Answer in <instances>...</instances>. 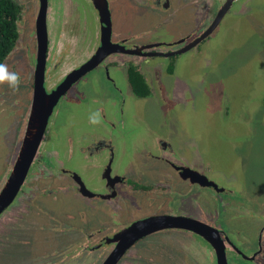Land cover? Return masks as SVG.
<instances>
[{"label": "rangeland", "instance_id": "1", "mask_svg": "<svg viewBox=\"0 0 264 264\" xmlns=\"http://www.w3.org/2000/svg\"><path fill=\"white\" fill-rule=\"evenodd\" d=\"M170 1L172 9L165 13L170 20L168 28L172 31L158 35L167 40L182 35L186 27L193 28V17H200L190 10L188 0ZM21 2L26 9L25 18L22 15L20 18L21 37L4 62L10 71L20 74L21 83L17 91L7 84L0 85V105L2 100L8 101L7 114L15 115L12 102L20 101V122L31 100L36 46L34 5L24 0ZM57 2L47 0V16L51 15L53 19L56 17L54 10H57ZM73 2L77 4L74 18L87 34H91L96 26L94 7L90 0ZM229 11L214 32L195 50L172 58L147 61L149 66L141 70L150 83L151 94L144 98L135 97L134 104L125 111L136 116L131 137L124 141L127 143L130 139L131 146L127 151L116 152L112 167L120 174L130 175V179L141 183L150 182L166 166L161 161L146 164L134 154V146L136 144L141 151L144 150L143 143H150L154 135L166 136L179 154L192 157L199 164L200 171L225 190L217 192L210 186L192 188L197 193L194 198L206 210L216 212V226L226 231L235 243L250 249L258 244L264 219V0H238ZM158 14L152 5H141L133 0H124L113 10L115 23H125L126 18V23L131 20L138 26L153 22ZM153 34L154 31H147L143 39L158 37ZM26 36L30 39L26 40ZM110 74L123 89L124 76L113 69ZM109 84L104 71L100 75L93 71L83 77L60 100L63 106L58 113V122L61 124L58 127L64 130L71 125L81 137L83 130L89 127L90 115L96 112L92 108V96H101L104 100L102 105L108 110L106 93H114ZM12 115L3 117L7 124L12 121ZM124 117L127 118L126 115ZM18 126L16 123L11 124L13 140L10 144L8 142V146L0 147V184L6 174ZM79 154L78 150L72 153L69 165L77 169L89 188L102 191L101 164L105 163L107 153L102 154L92 168L82 161ZM170 181L174 184V180ZM51 190L53 192L46 196H41L45 193L37 196L40 198L37 202V217L41 223L39 229L33 226L38 225L32 222L38 221L34 217L28 219L30 227L25 225L7 244H3V237L0 236V264H35L42 260H53L54 252L59 247L69 246L91 229L110 231L116 226L128 225L146 213L167 211L170 206L193 208V197L187 195L184 197L186 201L175 199L172 203L160 205L159 194L168 195L160 191H131L125 204L117 200L115 206L100 198L82 197L69 185L65 190H55L53 186ZM134 196L143 201L138 207L133 203ZM150 196L155 198L152 204H148ZM164 198L167 200L168 196ZM188 198L190 201H187ZM7 207L5 210L13 206ZM24 216L29 218V215ZM0 224L7 227L10 220L3 216ZM195 236L185 230L156 231L139 238L129 250L135 248L139 253L141 248H146L147 255L157 252L156 248L171 251L186 247L193 251L197 248ZM261 248L255 263L233 259L229 263L263 264L264 232ZM182 254L180 250L179 255ZM179 255L175 254L177 257Z\"/></svg>", "mask_w": 264, "mask_h": 264}, {"label": "flooded vegetation", "instance_id": "2", "mask_svg": "<svg viewBox=\"0 0 264 264\" xmlns=\"http://www.w3.org/2000/svg\"><path fill=\"white\" fill-rule=\"evenodd\" d=\"M123 1L124 0H90L96 14V26L91 34H87L84 28L80 27L79 23L74 18L77 4L74 3L73 0H58L57 10H54L56 14L55 19H53L51 15L47 16L48 8H46L47 46L43 69L44 91L49 94L62 82L66 83L68 89L58 98L52 108V113L48 117L38 150L26 175L28 181L25 183V178L24 185H21L23 188L21 189L20 187V190L10 204L13 207L9 210L4 209L0 214V218L6 216L7 220H10V224L7 226L8 229L6 225L3 226L0 224V236L3 237V244H7L15 235H18L25 228V225L29 223L30 220L28 219L30 218H37L38 221L33 220L32 222H37L38 225L33 226L39 229L41 223L37 217L39 215L37 211V202L40 198L37 196L42 193L45 194L41 196H46L53 192V190H51L52 186L55 190H65L69 185L82 197L100 198L115 206H117V200L125 204L127 196H130L131 191H134V193L160 191V193H168L166 196L159 194L161 199L160 205L164 202L172 203L175 199L186 201L184 197L187 195L193 197L191 199L193 208L178 209L170 206L167 211H152L149 214L146 213L144 216L134 219L128 225L123 227L116 226L111 228L110 231H106L105 229L98 230L97 228L91 229L77 238L76 241L69 244V246L59 247V249L54 252L55 254L53 257L55 258L53 260H42L35 264H101L115 246L114 242L108 241L115 233L129 226L134 221L158 214L182 215L200 221L202 223V231L199 233L193 230L176 227L162 230H185L195 234L196 236L194 238L197 242L195 246L197 248L193 251L186 247L174 248L171 251L168 249L162 251V249L156 248L157 252H151V254L149 253V255H147L146 248H141L139 253L135 248L129 250V248L137 242L136 240L126 249L116 264H163L169 262L171 264H219L218 255L221 254V252L226 258V264H230L229 260L231 261L232 259L255 263L257 256L262 250L261 242L264 232V219L257 246L247 249L246 246L235 243L226 231L216 226L214 219L216 212L212 213L209 209L206 210L205 206L194 198L197 197V193L192 188L194 186H203L199 184L196 178L197 173H202L197 166L199 164H197L192 157H184L179 154L169 138L157 134L154 135L150 143H143L144 150L139 151L140 149H137L136 144L134 146V154L141 157L146 164L149 165L151 161H161V163H164L166 166L162 168V173L150 182L141 183L138 180L130 179V175L127 177L125 174H120L116 170H113L112 167L116 152L118 150L127 151L130 149L128 148L131 146L129 143L130 139H128L127 143L124 141L128 137H131V133L133 132L131 128L134 127L133 122L136 118L133 113H125V111L134 104L135 97H137L133 94L128 83L127 70L129 67L131 65L138 67L145 77L141 69L149 66L147 63L149 59L172 58L179 54L186 53L189 50H195L203 40L214 32L200 39L203 32L214 22L218 12L222 10L223 6H228L230 4L222 16L217 20L219 21L217 27L223 21L233 4L238 0H188L187 3L190 4V10L194 12V14H199L200 17H193L195 18V25L193 28L186 27L183 29L182 35L169 40L162 39L160 36L172 31L168 28L170 20L165 13V11L172 9L170 8V0H133L135 3L141 5H152L155 12L157 14L160 13L151 23H143V20L140 19L139 21L143 23L141 26L134 24L131 20L126 23V18L125 23L122 21L120 23L114 22L113 10L118 5L122 4ZM24 2L34 5V17L37 18L41 1L24 0ZM22 9V16L25 18V6H22ZM102 16L105 20L107 16L108 23L104 22V25L102 24ZM24 18L22 20H24ZM50 19L52 20L49 21ZM48 22H50L49 25ZM147 31H154V36H160L154 39L149 38L150 36L143 39ZM25 39H30V37L26 36ZM193 41L194 45L187 48ZM35 45L32 95L27 111L25 110V112L22 113L21 122L19 121V114L22 112L20 111V101L15 103L12 102L15 106V115L7 114V100H2L0 105V147H4L6 144L8 146L13 140L12 132L14 131L10 129L11 124H19L15 132L13 148L9 154L6 174L1 181L0 188L14 165L30 114V107L34 94V76L37 65V41ZM184 47L187 48L185 51H177ZM101 49L102 52L100 57L96 58V56L100 54L99 51ZM96 60L99 61L94 65V61ZM111 69L124 76L125 85L123 89L117 85L115 79L110 74ZM93 71H96L99 75L101 71L105 72L106 78L110 83L109 86L112 87V90L114 89V93H106V103L109 106L108 110L104 109L102 105L104 100H102L101 96H92V108L94 111H99L101 113V122L92 126L90 120H88L89 127L85 128L82 132V136L79 137L80 133H75L71 125H68L69 127L67 126L64 130L58 127V125H61L58 122V113L63 106L60 100H62L72 87L83 77ZM96 77L99 76L96 75ZM160 83H162V81ZM148 84L150 85L149 82ZM72 100L76 99L72 98ZM79 103H81L80 100ZM9 115H12L13 119L7 124L3 117ZM125 115L127 118L124 117ZM124 126H128V128H123ZM61 143L62 146H60ZM77 150L80 152L79 155L82 161L89 164V168L94 167L97 161L100 160L101 155L107 153L105 163L101 164V179L103 180L102 191L89 188L77 169L69 165V159L72 157V153ZM36 170H38V172ZM65 179L67 181H64ZM170 180H174V184ZM138 183L140 184L139 186ZM204 186H210L217 192H225V190L218 185L216 188L212 185ZM139 196L144 197L142 195ZM167 196L168 199L166 200L164 197ZM134 197L135 200H133V203L137 207L140 206V203L143 201L139 200L140 198L137 196ZM148 199V204H152L155 200L152 196ZM187 201H190V199L188 198ZM25 214L29 215V218H27L28 216L25 217ZM28 225V227H30V224ZM212 229L216 231L217 236ZM6 231H8V233ZM65 242L69 243V241H64V243ZM179 249L183 253L182 256L179 255ZM175 254H178L179 257L175 256Z\"/></svg>", "mask_w": 264, "mask_h": 264}, {"label": "water", "instance_id": "3", "mask_svg": "<svg viewBox=\"0 0 264 264\" xmlns=\"http://www.w3.org/2000/svg\"><path fill=\"white\" fill-rule=\"evenodd\" d=\"M40 10L36 18V41H37V65L34 76V94L30 107V114L28 116L27 125L25 127V134L15 158L14 165L12 166L5 182L0 188V214L3 210L9 206L20 190L21 185L24 183L26 175L29 171L31 163L36 155L38 146L40 144L46 122L49 115L52 113V108L57 102L58 98L65 92L68 87L66 83L62 82L51 93L47 94L44 91L43 85V72L45 63V52L47 46V32H46V0H40ZM228 5V4H227ZM230 5V4H229ZM228 5V6H229ZM228 6H223L222 10L218 12L214 22L203 32L200 39H203L214 31L217 27V21ZM102 24L107 22L102 16ZM108 23V22H107ZM194 45V41L191 42L187 48ZM187 48L177 50L179 52L185 51ZM105 51V49H104ZM100 54L96 56L99 58ZM107 54V53H106ZM99 60L94 61V65ZM198 172V171H195ZM197 181L200 185H212L217 187L216 183L209 180L204 174H196ZM202 223L196 219L182 216V215H170V214H158L152 215L137 221H134L129 226L118 231L108 241L114 242L115 246L110 253L104 258L101 264H116L121 258L123 253L129 248L136 240L148 235L150 233L168 229V228H183L193 230L194 232L202 231ZM215 235L217 233L212 229ZM219 264H226V258L224 254L218 255Z\"/></svg>", "mask_w": 264, "mask_h": 264}, {"label": "trees", "instance_id": "4", "mask_svg": "<svg viewBox=\"0 0 264 264\" xmlns=\"http://www.w3.org/2000/svg\"><path fill=\"white\" fill-rule=\"evenodd\" d=\"M21 0H0V63H4L21 37L20 18L23 14ZM127 79L133 94L139 98L151 94V87L140 69L131 65Z\"/></svg>", "mask_w": 264, "mask_h": 264}, {"label": "clouds", "instance_id": "5", "mask_svg": "<svg viewBox=\"0 0 264 264\" xmlns=\"http://www.w3.org/2000/svg\"><path fill=\"white\" fill-rule=\"evenodd\" d=\"M21 83L20 74L15 71H10L9 67L5 63H0V85L7 84L13 91L19 89ZM90 123L98 124L101 122V113L96 111L89 117Z\"/></svg>", "mask_w": 264, "mask_h": 264}]
</instances>
